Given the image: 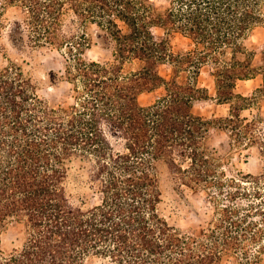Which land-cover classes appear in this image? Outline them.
I'll use <instances>...</instances> for the list:
<instances>
[{
	"label": "trees",
	"instance_id": "1",
	"mask_svg": "<svg viewBox=\"0 0 264 264\" xmlns=\"http://www.w3.org/2000/svg\"><path fill=\"white\" fill-rule=\"evenodd\" d=\"M166 1L0 0V37L5 9L18 4L25 17L10 25L13 47L64 52L61 78L74 87L72 104L53 107L19 61L0 67V264H223L228 256L264 264V213L258 222L220 203L214 190L224 188L220 170L229 160L210 143L218 125L234 147L254 149L258 172L239 171L229 186L245 181L262 196L264 119L242 117L247 105L214 120L193 110L210 63L221 101L257 99L235 89L264 69L247 45L253 29L264 27V0ZM176 33L196 49L175 54ZM100 42L113 58L88 60ZM128 63L139 66L126 70ZM166 64L170 78L161 73ZM159 89L155 103L141 104L142 94ZM165 174L178 191H206L213 218L186 232L171 222L161 208ZM73 182L100 194L101 203L75 204ZM11 228L18 234L8 247Z\"/></svg>",
	"mask_w": 264,
	"mask_h": 264
},
{
	"label": "rangeland",
	"instance_id": "2",
	"mask_svg": "<svg viewBox=\"0 0 264 264\" xmlns=\"http://www.w3.org/2000/svg\"><path fill=\"white\" fill-rule=\"evenodd\" d=\"M160 7L167 6L166 0H154ZM4 23L6 29L0 37V67L6 66L9 63L8 58L19 61L24 66L26 72L32 74L38 82V94L47 100L53 107L60 105H69L74 102V87L69 82H64L61 75L65 72L66 58L64 52L57 49H39L31 54L16 50L10 40V25H14L15 21L22 20L25 17L24 9L18 4L9 5L5 9ZM94 33L97 28L93 27ZM173 51L175 54H182L196 49L193 41L176 33L172 37ZM247 45L250 49L256 51L257 55L255 63L258 67H264V27L257 26L250 34ZM6 48L7 50H4ZM7 51V52H5ZM88 60L109 61L113 58V52L103 43L94 45L87 53ZM26 61V62H24ZM137 63H128L126 70H134L138 68ZM172 65L166 64L161 67V73L164 77L170 78L172 74ZM214 69L213 64H207L201 70L198 77V86L204 91L200 95V99L194 102L193 110L197 115L203 116L206 119L226 118L231 115L232 106L247 105V108L242 111V117L248 119L263 118L264 119V69L261 74L253 79L239 81L235 92L247 98H255L247 104L241 99L236 98L230 102H224L219 99L218 89L215 84V78L212 76ZM52 73L56 80L52 81ZM183 74L182 80H184ZM164 94V89H159L151 93H144L140 96L142 105L147 106L155 103ZM217 127V128H215ZM211 130L210 143L219 147L222 156L229 161L225 162L222 181L224 188L222 190H214L218 192L220 203L228 204L237 207L241 212L249 211L253 214V218L262 222L264 213V190L262 196L256 197L254 185L241 181L235 186H229V183L234 179H240L238 173H257L259 169V161L255 156L254 149L245 150L240 146H233L231 133L227 129H220L218 125ZM162 189L164 192V203L162 210L165 215L182 231H192L198 229L205 222L210 221L215 213L214 202L210 195L203 190L185 192L175 189L170 177L162 175ZM73 193L72 199L75 204L84 205L88 208L91 205L101 203L102 196L93 194L89 187L78 185L73 182L70 186ZM240 193H247L244 196H239ZM231 195L235 197L230 198ZM18 234L17 228H11L4 235L5 243L11 247L12 242ZM9 245H8V244ZM93 264H108L106 261L96 260ZM223 264H238L237 259L232 256L225 257Z\"/></svg>",
	"mask_w": 264,
	"mask_h": 264
}]
</instances>
